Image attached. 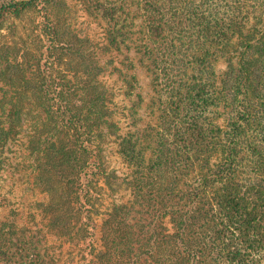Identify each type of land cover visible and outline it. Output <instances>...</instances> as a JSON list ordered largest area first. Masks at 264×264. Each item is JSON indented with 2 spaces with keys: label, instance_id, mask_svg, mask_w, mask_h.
<instances>
[{
  "label": "trees",
  "instance_id": "1",
  "mask_svg": "<svg viewBox=\"0 0 264 264\" xmlns=\"http://www.w3.org/2000/svg\"><path fill=\"white\" fill-rule=\"evenodd\" d=\"M56 2L0 0V20L45 4L55 42L59 28L48 18ZM85 10L103 24L105 43L48 44L52 64L74 50L83 63L70 78L56 77L54 88L47 76L39 86L40 107L59 123L57 141L44 137L39 152L58 153L60 167L76 170L75 184L48 223L36 211L35 161L31 190L12 198L0 188V264H264V0H85ZM101 51L113 55L104 65L92 59ZM133 56L157 94V122L144 128L131 100ZM115 62L132 102L124 108L130 129L118 142L130 186L120 203L108 201L98 143L99 125H117L102 116L110 98L94 84ZM9 103L3 154L20 114ZM8 154L0 156V179L16 176Z\"/></svg>",
  "mask_w": 264,
  "mask_h": 264
},
{
  "label": "rangeland",
  "instance_id": "2",
  "mask_svg": "<svg viewBox=\"0 0 264 264\" xmlns=\"http://www.w3.org/2000/svg\"><path fill=\"white\" fill-rule=\"evenodd\" d=\"M56 3L48 18L49 21H54L59 28L58 39L55 42L48 34L47 11L43 8L45 4L28 8L17 14L7 13L0 20V144L7 126L4 111L8 102L11 106L13 105L15 111H20V114L16 113L14 127L10 131L9 154L0 152V156L9 155V160L12 162L10 165L17 171L16 176L12 178L10 175H3L0 179V188L4 192H10L12 198L25 190H31L32 185L29 183L28 176L34 172V161L39 164L41 176L39 178L38 175L36 178L34 193L38 199L35 206L40 220L46 223L50 222L57 213L55 203L60 201V194L69 190L73 185L74 180L71 184L69 181L74 177L76 170L64 165L60 167L61 161L57 158L58 153L52 151L51 148H48L46 153L39 152L38 143L44 137L54 136L53 129L59 124L58 118L44 113L40 107L42 91L39 86L47 76L51 80V88H54L56 77L70 78L81 70L80 66L83 62L78 57L80 52L74 50L64 53L62 60L54 65L45 49L48 44L100 45L106 41L103 24L90 17L85 10V0H57ZM87 38L90 40L86 41ZM112 57L113 55L101 51L96 53L92 59H95L98 65H104L108 60H112ZM132 60L135 63L133 74L137 77V82L131 100L137 104V118H139L140 127L144 128L149 123L157 122V94L150 71L141 66L137 61V56H133ZM38 62L40 67H38ZM44 63L49 66L48 72H45ZM117 64V62L109 64L106 72L100 74L98 81L94 84L99 91L107 92L110 98V104L104 105L101 109L102 116L111 117V122L117 125L115 127L99 125L103 133L98 143L102 147L104 167L111 184L106 192L109 196L108 201L120 203L124 198L129 197L130 186L126 184L121 175L128 171V167L119 152L118 142L120 136L130 129L132 119L124 108H131L132 102L126 97L130 84L121 80L113 68ZM218 67L221 70L225 69L226 62L222 60ZM78 75L81 77V73ZM73 91L76 92L78 98L84 94L82 91ZM67 92L69 95V90ZM79 105L82 104L79 103ZM56 137L57 134L55 140ZM60 141L64 145L62 152H65L68 144L65 143L67 136L62 137ZM34 151L36 153L33 155ZM18 156L22 159L20 160ZM63 158L64 163H67L68 157L64 155ZM50 198H53V202H49ZM20 200L24 202L22 197ZM23 211L22 204H19L15 213L23 215ZM9 213L8 211L7 214Z\"/></svg>",
  "mask_w": 264,
  "mask_h": 264
}]
</instances>
